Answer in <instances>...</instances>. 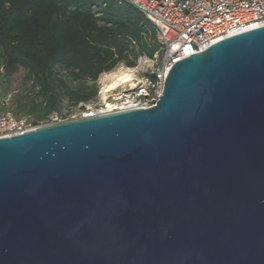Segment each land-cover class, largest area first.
<instances>
[{"label":"water","instance_id":"95a60500","mask_svg":"<svg viewBox=\"0 0 264 264\" xmlns=\"http://www.w3.org/2000/svg\"><path fill=\"white\" fill-rule=\"evenodd\" d=\"M0 264H264V24L150 107L0 137Z\"/></svg>","mask_w":264,"mask_h":264},{"label":"trees","instance_id":"16d2710c","mask_svg":"<svg viewBox=\"0 0 264 264\" xmlns=\"http://www.w3.org/2000/svg\"><path fill=\"white\" fill-rule=\"evenodd\" d=\"M156 27L122 0H0V111L5 82L19 70L30 83L13 115L34 125L98 98L97 80L160 52ZM153 79V74L146 73Z\"/></svg>","mask_w":264,"mask_h":264},{"label":"built area","instance_id":"2783aa9c","mask_svg":"<svg viewBox=\"0 0 264 264\" xmlns=\"http://www.w3.org/2000/svg\"><path fill=\"white\" fill-rule=\"evenodd\" d=\"M132 4L156 27L160 52L151 57H139L134 67H122L106 72L107 76L119 70L129 71L131 79H118L115 87L106 92L96 109L82 116L129 108L152 106L161 92L162 83L177 61L202 51L212 43L264 24V0H122ZM122 65V64H120ZM119 66V65H118ZM153 74V79L138 76L140 71ZM109 73V74H108ZM150 86L145 87V81ZM109 80L106 79V85ZM102 89V88H101ZM155 90L157 93H155ZM89 109V107H87ZM53 115V114H52ZM49 116L47 123L59 121ZM46 124V123H45ZM28 116L16 117L0 111V137L11 136L33 129Z\"/></svg>","mask_w":264,"mask_h":264},{"label":"rangeland","instance_id":"374dc122","mask_svg":"<svg viewBox=\"0 0 264 264\" xmlns=\"http://www.w3.org/2000/svg\"><path fill=\"white\" fill-rule=\"evenodd\" d=\"M122 67H125V66L119 65L113 71L120 69ZM144 72H145V70L140 71L138 76L140 78L146 77L144 75ZM23 74H24L23 71L19 70L9 79L8 82L4 83L5 87H6V91H5V95L1 96V99H2L4 106H5V110H4L5 112L13 113V111L15 110V101H16L17 96L18 95H24V94H27L29 92L30 83L24 81ZM106 74L107 73L101 74L97 80L98 89L101 90V92H102L100 94V99H102V100L104 98H106V92H103L105 89V86H106V79H108V76ZM107 83H110V81H108ZM148 86H150V82L146 80L145 81V87L147 88ZM155 93H157L156 90H155ZM97 100H98V98H97ZM96 102H99V100ZM96 102L93 101L90 103L82 104V106H84V108H85L83 110L80 109V105H77L75 107H71V106H69V104H67L64 111H69V115H68V118H65V119L77 118V117L82 116V114L84 112L96 109V107L99 104ZM87 107H89V109ZM52 116L56 117L58 120H64V119H61L59 116H56L55 114H53Z\"/></svg>","mask_w":264,"mask_h":264},{"label":"bare ground","instance_id":"6f19581e","mask_svg":"<svg viewBox=\"0 0 264 264\" xmlns=\"http://www.w3.org/2000/svg\"><path fill=\"white\" fill-rule=\"evenodd\" d=\"M131 78H132L131 74L129 73V71H126V70H119L115 73H111L108 76L110 83H108V85L105 86V89L103 92H107V91L113 89L115 87L118 79L123 80L125 82L127 80H130Z\"/></svg>","mask_w":264,"mask_h":264}]
</instances>
